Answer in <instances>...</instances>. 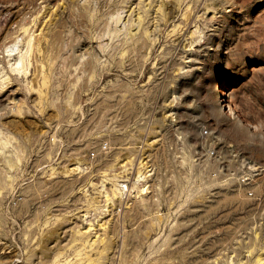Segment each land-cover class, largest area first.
<instances>
[{"label": "rangeland", "instance_id": "rangeland-1", "mask_svg": "<svg viewBox=\"0 0 264 264\" xmlns=\"http://www.w3.org/2000/svg\"><path fill=\"white\" fill-rule=\"evenodd\" d=\"M0 58V264H264V0H0Z\"/></svg>", "mask_w": 264, "mask_h": 264}, {"label": "built area", "instance_id": "built-area-1", "mask_svg": "<svg viewBox=\"0 0 264 264\" xmlns=\"http://www.w3.org/2000/svg\"><path fill=\"white\" fill-rule=\"evenodd\" d=\"M201 135L205 138L202 151L198 153L196 163L200 173L205 174L204 179L224 181L226 183L248 184L258 178L262 171V165L251 162L245 155L239 153L232 143L220 146L218 136L213 130L204 126L201 128ZM109 147L108 142L102 144L103 149ZM233 155L235 165L227 159V155ZM250 194L252 190H248Z\"/></svg>", "mask_w": 264, "mask_h": 264}, {"label": "bare ground", "instance_id": "bare-ground-1", "mask_svg": "<svg viewBox=\"0 0 264 264\" xmlns=\"http://www.w3.org/2000/svg\"><path fill=\"white\" fill-rule=\"evenodd\" d=\"M163 1H165V0H163ZM133 5V4H132ZM137 5V4H136ZM65 6V5H64ZM65 8V7H64ZM136 8V7H135ZM86 9V8H85ZM88 9V8H87ZM134 9V8H133ZM138 9V8H137ZM90 10H91V8H90ZM68 11V10H67ZM73 11V10H72ZM132 11V10H131ZM140 11V10H139ZM82 12V11H81ZM87 13H88V11H87ZM136 13H137V11H136ZM90 15V14H89ZM134 16V15H133ZM73 17V16H72ZM90 18H92V15H91V17ZM136 18V17H135ZM66 19V18H65ZM131 19V18H130ZM80 20V19H79ZM90 20H92V19H90ZM94 20V19H93ZM126 21V20H125ZM131 21V20H130ZM37 22V21H36ZM54 22V21H53ZM60 22V21H59ZM59 22L57 23V21H56V26L59 24ZM93 22V21H92ZM137 22H138V19H137ZM94 23V22H93ZM139 23V22H138ZM54 24V23H53ZM95 24V23H94ZM93 24V25H94ZM143 24V23H142ZM149 24V23H148ZM51 25V24H50ZM90 25V24H89ZM137 25V24H136ZM40 26V25H39ZM56 26H54L55 27V29H56ZM66 26V25H65ZM47 27V26H46ZM53 27V26H52ZM53 27V28H54ZM72 27V26H71ZM146 27V26H145ZM53 28H51V29H53ZM73 28H74V25H73ZM72 28V29H73ZM136 28H138V27H136ZM51 29L49 28V30L51 31ZM75 29V28H74ZM94 29H95V27H94ZM98 29V28H97ZM96 29V30H97ZM100 29V28H99ZM49 30H47L48 32H49ZM96 30H94V31H96ZM29 31H31V30H29ZM47 32V33H48ZM66 32V31H65ZM58 31H54V32H52V37H56V36H58ZM84 33V32H83ZM50 34V33H49ZM49 34H48V36H49ZM60 34V33H59ZM72 34V33H71ZM95 34V33H94ZM135 35H137L136 33H134ZM64 35V34H63ZM63 35H62V37H63ZM72 36V35H71ZM74 38L76 37V35L75 36H73ZM72 37V38H73ZM84 37H86L85 35H84ZM48 38V37H47ZM49 38H51V37H49ZM48 38V39H49ZM87 38V37H86ZM37 39H38V37L35 39L36 41H37ZM52 39V38H51ZM63 39H65V38H63ZM128 39H130V38H128ZM54 40V39H53ZM52 40V41H53ZM56 40H57V37H56ZM72 40H75V39H72ZM87 40V39H86ZM58 41V40H57ZM35 42V41H34ZM49 42V41H48ZM70 42V41H69ZM83 42V41H82ZM81 42V43H82ZM45 43H46V41H45ZM56 43V42H55ZM73 43H75V42H73ZM72 43V44H73ZM130 43V42H129ZM50 44V43H49ZM69 44H71V43H69ZM87 44V43H86ZM123 44V43H122ZM74 45V44H73ZM124 45V44H123ZM46 46H48V43H47V45ZM55 46V45H54ZM54 46H51V48L52 47H54ZM59 46V45H58ZM116 46H117V44H116ZM74 47V46H73ZM82 47V46H81ZM87 47V46H86ZM32 48V47H31ZM34 48V47H33ZM39 49V48H38ZM78 49V48H77ZM87 49V48H86ZM104 49V48H103ZM56 50H58V48L56 49ZM74 50H76V49H74ZM118 51V50H117ZM34 52H35V50H34ZM61 52V51H60ZM77 52V51H76ZM97 53V52H96ZM112 53V52H111ZM115 53H117L116 51H115ZM122 54H123V52H121ZM61 54V53H60ZM80 54H82V53H80ZM84 54V53H83ZM82 54V55H83ZM75 55H76V53H75ZM115 55V54H114ZM121 55V54H120ZM98 56V55H97ZM76 57V56H75ZM80 57V56H79ZM117 57V56H116ZM77 58H78V56H77ZM90 58V57H89ZM0 60H2L1 58H0ZM85 60V59H84ZM74 61V60H73ZM76 61V60H75ZM80 62V61H79ZM12 70H15V69H13V68H11ZM12 70H10L11 71V73L13 72ZM18 70H20V69H18ZM7 81V80H6ZM8 83L10 82V81H7ZM223 86L225 87V89H228V88H230L231 86H232V83H231V81L230 80H226L225 82H223ZM224 96L222 97V99H221V103H222V106H227L228 107V111L230 112V113H232V105H231V103H232V101L229 99L230 98V93L227 91V90H225L224 91V94H223ZM226 110V109H225ZM2 142H6V141H2ZM0 148L3 150V148L0 146ZM1 151V150H0ZM127 161H128V159H127ZM15 162V161H14ZM145 165V164H144ZM79 167V163H78V166H75V167H72V169H75V168H78ZM147 168V167H146ZM150 171H152V170H150ZM142 172V171H141ZM153 172V171H152ZM148 173H150V172H148ZM142 174V173H141ZM7 177H8V175H7ZM121 180L122 179H120V178H117L115 181H114V184H115V189L117 190V192H121L122 193V191H123V183L121 182ZM148 182V181H147ZM145 183V182H144ZM148 184V183H147ZM124 187H125V185H124ZM148 188V186H146V184L145 185H143V187L141 186V188L142 189H144L145 190V188ZM146 188V189H147ZM127 190H128V186H127ZM86 214H87V212H86ZM81 215H85V213H83V214H81ZM84 221V220H83ZM99 223V222H98ZM97 223V224H98ZM95 224V223H94ZM99 224H101V223H99ZM89 228V227H88ZM85 229V230H83V232H88L89 231V229ZM94 229H96V227L94 228ZM98 229V228H97ZM88 230V231H87ZM93 230V229H92ZM91 230V231H92ZM97 231V230H96ZM96 234V233H95ZM96 236H97V234H96ZM98 237V236H97ZM97 237H93L94 238V240L92 241V243L97 239ZM103 238V237H102ZM100 239V238H99ZM98 241V240H97ZM91 242V241H90ZM103 264V263H102ZM106 264V263H105Z\"/></svg>", "mask_w": 264, "mask_h": 264}]
</instances>
